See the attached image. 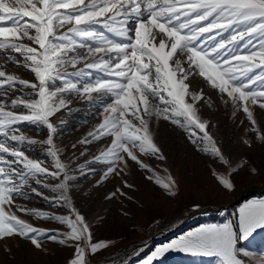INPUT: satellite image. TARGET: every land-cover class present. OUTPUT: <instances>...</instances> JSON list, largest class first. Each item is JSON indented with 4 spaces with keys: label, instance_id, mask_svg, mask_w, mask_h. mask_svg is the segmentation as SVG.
<instances>
[{
    "label": "snow or ice",
    "instance_id": "snow-or-ice-1",
    "mask_svg": "<svg viewBox=\"0 0 264 264\" xmlns=\"http://www.w3.org/2000/svg\"><path fill=\"white\" fill-rule=\"evenodd\" d=\"M118 17L123 19L118 20ZM133 17L136 18L134 37L129 38L128 43L114 42L93 27L99 25L117 36L128 37L129 29L124 25ZM65 25L71 26L68 32L57 35V29ZM230 29V35L225 37L224 33ZM217 36L221 39L217 40ZM246 37L250 39L245 48L259 37L258 50L247 55L229 56L234 46ZM25 39L36 47L23 43ZM83 41L96 43V47H89L90 54H104L98 60L86 63V68L111 78L85 82L82 88L77 87V82L65 79L63 87L51 90L50 81L63 79L67 75H62V68L66 69L69 65L75 68L85 59L79 54L69 55L78 47H85ZM209 41L212 43L209 44ZM229 45L233 48H228ZM225 49L227 51H222ZM0 51L8 61H14L17 66L34 74L36 81L23 80L0 70V89L5 86L11 89L19 84L35 93L32 99L17 97L11 100L13 109L22 108L27 110L26 114L6 110L7 105L0 102V136L24 142L28 139L24 135H10L19 131L15 125L24 121L44 125L49 132L45 143L58 170L50 172L40 162L0 140V154L14 158L8 160L0 155V240L20 237L30 241L37 250L42 249L38 237L46 233L20 219L12 211L15 207V211L54 219L70 229L58 241L62 245L67 241L77 242L75 258L70 264H86L88 251L95 254L108 247L107 242L92 243L85 218L74 208L72 219L49 217L35 209L14 205V194L26 198L22 188L28 179L38 175L58 178L59 173H63L62 182L53 186L52 190H60L61 198L68 199L69 176L65 164L61 162L59 149L53 143L56 129L50 121V117L68 103L63 98L66 92L87 94L90 99L92 93L113 97L112 103L104 108L106 115L103 121L94 132L89 133L93 139L111 137L110 146L96 157L110 165L105 176L115 173L120 164L127 167L128 160L151 172L138 158L137 151L140 155L165 159L154 142L150 128V121L155 117L168 120L185 131L194 126L203 133L205 147L202 150L210 152L229 169L226 175L213 171V176L224 189H234L230 176L236 169L232 168L231 162L207 130L208 122L200 118L194 107L196 102L204 99L203 90L190 93L189 84L186 83L195 73L212 89L218 90L222 96L226 95L228 100L225 103L230 100L234 109L242 110L252 126L251 130L257 133V139L264 142V132L259 129L252 108L258 106L264 110V0H0ZM10 52L19 54L23 63ZM180 56L185 57L183 62ZM185 63L187 69L183 66ZM3 68L4 65L0 64V69ZM256 69H259L258 73ZM75 75L84 77L90 74L78 71ZM258 81L259 87L253 88L252 85ZM189 95L191 103L186 100ZM195 134L193 131L192 135ZM28 142L36 143L30 139ZM14 164H22L26 171H17ZM17 177L19 182H16ZM154 177L168 196L177 195L178 185L171 176L161 180L153 173L149 179ZM36 194L42 195L40 192ZM256 229H264V200L249 202L240 210V238L247 239ZM48 238L57 239L55 235ZM237 240V232L231 224L207 226L158 247L142 264H153L170 250L216 257L219 264H251V261L239 258ZM255 264H264V258Z\"/></svg>",
    "mask_w": 264,
    "mask_h": 264
},
{
    "label": "rangeland",
    "instance_id": "rangeland-1",
    "mask_svg": "<svg viewBox=\"0 0 264 264\" xmlns=\"http://www.w3.org/2000/svg\"><path fill=\"white\" fill-rule=\"evenodd\" d=\"M135 20V17L130 18L124 25L129 29L128 37L117 36L99 25L93 27L114 42L128 43L129 38L134 37ZM70 27L65 25L57 29V35L67 33ZM230 33L231 29L224 33V36L228 37ZM207 35L209 34H205ZM220 39L221 37L217 36V40ZM248 39L250 38L246 37L244 41H239L229 56L247 55L258 50L259 37L245 48ZM22 42L36 47L26 39ZM83 43L85 47H78L69 55L79 54L85 59L77 63L75 68L71 65L66 69L62 68V75L64 73L67 75H64L63 79L50 81L51 90L63 87L65 79L77 82V87L82 88L85 82H94L97 78H111L94 69L86 68V63L98 60L104 54H90L89 47H96V43L93 41ZM208 43L211 44L212 41ZM228 48L233 46L229 45ZM9 54L23 63L19 54L14 52ZM179 59L183 62L185 57L180 56ZM0 64L4 65L0 70L23 80L36 82L34 74L24 67L17 66L14 61H8L3 51H0ZM183 66L188 68L186 63ZM78 71L90 75L78 77L75 75ZM255 72L258 73L259 69ZM186 83L189 84L190 93H199L203 90L204 99L196 102L194 107L200 118L208 122L207 130L231 162L232 168L236 169L230 176L234 182L232 191L224 189L213 176V171L226 175L229 169L210 152L202 150L205 147L203 133L194 126L185 131L168 120L155 117L150 121V128L154 142L165 159L140 155L137 151L138 158L152 170L151 172L128 160L127 167L120 164L116 167L115 173L105 176L110 165L97 160L96 157L101 156V153L110 146L111 137L93 139L89 133L94 132L103 121L106 115L104 108L112 103L113 97L108 94L92 93L90 99L87 94L66 92L63 98L68 103L50 117V121L56 129L53 143L59 149L61 162L65 164L69 176L68 199L61 198L60 190H52L53 186L62 182L63 173H59L58 178L38 175L36 178L28 179L22 188L26 198L14 194V205L35 209L49 217L74 219L72 209L79 212L89 226L92 243L101 241L108 243V247L95 254L88 251L86 264H142L158 247L201 228L225 224H231L237 232L236 246L241 260L255 264L257 260L264 258V229H256L247 239L240 238L239 232L241 208L249 202L264 200V142L257 139V133L251 130L252 126L246 114L242 110L234 109L230 100L225 103L224 101L228 100L227 96H222L218 90L212 89L198 73L190 75ZM259 83L258 81L252 87L258 88ZM0 93H6L0 94V102L7 105L6 110L23 111L25 114L27 110L13 109L11 100L17 97L26 99L35 97L32 89L23 88L19 84L11 89L5 86L4 89H0ZM186 100L191 103V96L186 97ZM252 108L257 125L261 132H264V110L258 106ZM14 127L19 131L10 135H24L36 143H29L28 139L24 142L11 141L3 136H0V140L23 152L28 158L40 162L50 172H57L54 158L49 154L48 145L45 143L49 136L48 129L42 124L28 121L20 122ZM193 131L195 135H192ZM0 155L8 160L14 159L7 154ZM13 167L17 171H26L22 164H14ZM153 173L161 180L171 176L178 185L177 195L168 196L165 189L155 182V177L149 179ZM16 182H19V177ZM37 192L42 195H37ZM12 211L20 219L43 230L46 235L38 237L42 245L41 250H37L30 241L20 237L0 240V264H70L75 258L77 242L67 241L63 245L58 242L70 231L66 225L54 219L39 218L15 211V207ZM176 230L179 232L176 233ZM53 235L57 237L56 240L48 238ZM153 264H219V260L216 257L194 256L170 250L153 261Z\"/></svg>",
    "mask_w": 264,
    "mask_h": 264
},
{
    "label": "water",
    "instance_id": "water-1",
    "mask_svg": "<svg viewBox=\"0 0 264 264\" xmlns=\"http://www.w3.org/2000/svg\"><path fill=\"white\" fill-rule=\"evenodd\" d=\"M176 233L179 232L178 230L175 231Z\"/></svg>",
    "mask_w": 264,
    "mask_h": 264
}]
</instances>
